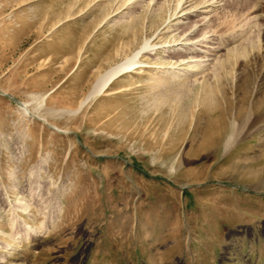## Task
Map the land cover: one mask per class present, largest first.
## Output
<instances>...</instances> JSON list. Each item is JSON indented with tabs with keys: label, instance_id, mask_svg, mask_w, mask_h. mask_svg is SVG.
<instances>
[{
	"label": "rangeland",
	"instance_id": "obj_1",
	"mask_svg": "<svg viewBox=\"0 0 264 264\" xmlns=\"http://www.w3.org/2000/svg\"><path fill=\"white\" fill-rule=\"evenodd\" d=\"M203 2L0 0V264H264V0Z\"/></svg>",
	"mask_w": 264,
	"mask_h": 264
},
{
	"label": "bare ground",
	"instance_id": "obj_2",
	"mask_svg": "<svg viewBox=\"0 0 264 264\" xmlns=\"http://www.w3.org/2000/svg\"><path fill=\"white\" fill-rule=\"evenodd\" d=\"M203 1V0H202ZM183 2V1H182ZM219 2V0H207V3L204 4L203 2V9H202V12L205 11L207 13V15L211 12V10L213 9V7ZM213 11V10H212ZM201 12V13H202ZM205 15V16H207ZM188 43H191V42H185V44H188ZM193 46V45H192ZM196 49V48H195ZM197 51V50H196ZM139 52V51H138ZM138 52H136L132 57H129L127 58L126 60L120 62V63H117L116 65L110 67L109 69H107V71L102 74L98 79L97 81L93 84V88L91 89V91L89 92V94L87 95L86 98L90 97L91 95H94L100 91H102V89L104 87H106L107 84H109L113 78H115L114 76L115 75H120L123 71L125 70L126 68H129L131 67L133 64H134V60L138 54ZM200 61V60H199ZM202 61V60H201ZM198 62V61H197ZM136 63V62H135ZM200 63V62H199ZM186 73V72H184ZM82 103H84V101H82ZM81 103V105H82ZM218 119H220L218 117ZM215 121V120H213ZM217 121V120H216ZM220 121V120H219ZM212 121L208 122V125L204 131V134H205V137H204V140L202 142V144L205 146L207 145L215 135L219 134L222 130H223V126L222 125H219V127L213 132H211V126L213 125ZM212 124V125H211ZM216 124V122H215ZM214 126V125H213ZM213 128V127H212ZM233 132V131H232ZM233 142V135H230L228 136V138L226 140H224L223 142V145L225 147V149H227L231 143ZM32 231L35 232L34 229H31ZM31 231V232H32ZM33 233V232H32ZM26 235V234H25ZM8 246V245H6Z\"/></svg>",
	"mask_w": 264,
	"mask_h": 264
},
{
	"label": "water",
	"instance_id": "obj_3",
	"mask_svg": "<svg viewBox=\"0 0 264 264\" xmlns=\"http://www.w3.org/2000/svg\"><path fill=\"white\" fill-rule=\"evenodd\" d=\"M116 76H118V75H115L114 77H116Z\"/></svg>",
	"mask_w": 264,
	"mask_h": 264
},
{
	"label": "crops",
	"instance_id": "obj_4",
	"mask_svg": "<svg viewBox=\"0 0 264 264\" xmlns=\"http://www.w3.org/2000/svg\"><path fill=\"white\" fill-rule=\"evenodd\" d=\"M263 262H264V260H263Z\"/></svg>",
	"mask_w": 264,
	"mask_h": 264
}]
</instances>
